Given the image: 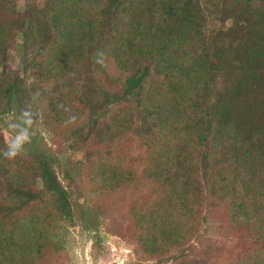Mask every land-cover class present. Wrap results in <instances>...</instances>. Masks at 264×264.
Here are the masks:
<instances>
[{"label": "trees", "instance_id": "obj_1", "mask_svg": "<svg viewBox=\"0 0 264 264\" xmlns=\"http://www.w3.org/2000/svg\"><path fill=\"white\" fill-rule=\"evenodd\" d=\"M0 114L28 135L8 158L0 128V264H55L111 211L188 264L210 210L264 264V0H0Z\"/></svg>", "mask_w": 264, "mask_h": 264}, {"label": "rangeland", "instance_id": "obj_2", "mask_svg": "<svg viewBox=\"0 0 264 264\" xmlns=\"http://www.w3.org/2000/svg\"><path fill=\"white\" fill-rule=\"evenodd\" d=\"M9 60L14 64L15 68L18 67L20 60L14 52L10 53ZM39 95L40 91L33 95L36 107V119L33 130L45 142L50 144V139L53 137L43 123L42 112L37 101ZM11 120V115L0 114V128L4 141L7 143L16 139ZM134 136L133 131H130L125 140L131 143L136 139ZM81 184L87 186L86 188H81L82 194L86 195L89 184L85 179L81 180ZM143 190L145 189L138 185L129 192H140ZM114 200L115 198H112L111 202H114ZM120 216L116 211H111V214L108 213L104 216L105 218L100 217L97 231H87L78 225L58 230L63 250L56 258H53L55 264H158L157 259L151 257L150 254H136L138 245L130 234L125 235L124 239H121L107 230L110 219L112 217L120 219ZM221 218L217 217L213 210L209 211L207 220L202 222L199 234L201 236L200 239L192 243L193 247L189 252L188 264L247 263L251 257L249 253L252 252L254 246L251 245L249 247V243L245 239L247 237H244L238 229L230 226L228 222ZM168 254H165V257ZM253 258L254 255H252ZM159 264H173V262L170 259L167 261L163 260Z\"/></svg>", "mask_w": 264, "mask_h": 264}, {"label": "clouds", "instance_id": "obj_3", "mask_svg": "<svg viewBox=\"0 0 264 264\" xmlns=\"http://www.w3.org/2000/svg\"><path fill=\"white\" fill-rule=\"evenodd\" d=\"M27 115V114H25ZM27 123H31L30 120ZM14 127V126H13ZM28 140V135L25 133L23 135H19L16 139L9 145V150L7 151L6 155L8 158H13L17 155L18 151L21 150L23 143Z\"/></svg>", "mask_w": 264, "mask_h": 264}]
</instances>
